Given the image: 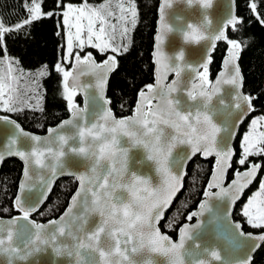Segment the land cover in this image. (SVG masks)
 Returning a JSON list of instances; mask_svg holds the SVG:
<instances>
[{
  "label": "snow or ice",
  "instance_id": "1",
  "mask_svg": "<svg viewBox=\"0 0 264 264\" xmlns=\"http://www.w3.org/2000/svg\"><path fill=\"white\" fill-rule=\"evenodd\" d=\"M194 2L187 0L188 4ZM212 2L202 0L203 8H211ZM110 3L111 0H105V3L92 6L84 0L77 6L71 0H55V8L42 13L40 4L31 0L24 5L27 18L10 26L0 20L2 45L6 34L19 32L43 16L62 17L68 56H73L74 47L79 49L74 56L73 71L66 70L61 62L54 65V71L62 75V95L72 119L63 121L57 128H49L48 135L41 137L24 131L15 120L0 116V123L11 129L4 144H0V149L7 147L6 152H0V162L8 155L16 156L24 163L23 179L14 201L22 215L6 222L0 220V264H40V254L49 251L54 254L53 264L55 257H64L66 264H251L250 253L264 243V234L246 233L242 223L234 222L231 217L234 205L261 171V163L249 161V157L264 156V132L256 130L257 125L264 122V116L253 119L250 131L242 137L237 163L248 167L243 171L236 169L234 178L227 187L224 185V178L232 166V144L238 125L254 111L253 100L256 99L240 90L243 78L236 62L241 43L230 39L223 30L229 25L235 28L242 21L232 15L213 33H207L211 20L199 26L186 25L185 42L199 44L210 40L213 48L217 41H227L229 45L225 70L211 83L210 61L192 66L185 60L183 51L170 57L161 49L164 35L171 31L165 11L171 3L164 0L159 17L162 32L155 37L160 42L154 53L155 86L149 84L146 92L139 91L133 115L116 119L106 107L110 101L104 96L108 75L117 66L116 58L109 55L103 64H97L91 52L83 58L80 55L86 47L97 49L101 54L109 49L113 53L120 52V46L110 42L114 39L113 34L107 31L116 27L109 24V18L114 15ZM129 4L128 8L123 2L116 5L120 11L117 19L126 21L124 14L130 13L134 28L136 8L131 0ZM250 8L252 13H257V3H251ZM256 18L260 19V16ZM83 20L87 21L86 37L82 35L85 31ZM57 22L59 24V20ZM260 22L264 24V20ZM97 23L100 25L98 30ZM127 31L122 28L121 34ZM60 34L58 31L57 35ZM123 51L127 52L128 47ZM169 73H174L175 79L166 83ZM185 73L187 75H182ZM35 75L38 88L39 78L48 75L47 66ZM84 75L94 77L95 82L83 83L81 77ZM224 85L231 86L232 100L227 103L221 98L218 101L220 107H217L214 97L222 93ZM89 90H94L105 105L94 112L91 119L87 115ZM78 91L85 93L83 109L73 102ZM30 99L32 97L21 100L14 80L0 74V111L17 112L24 106L42 110L38 91L35 105L28 102ZM221 112L234 121L219 123L214 117ZM122 138L127 139L128 147L121 145ZM133 145L143 148L147 160L153 162L159 177L155 186L150 178L129 173L126 149ZM198 153L205 158L215 156V169L202 193L204 199L197 210L187 215V222L178 229V239L173 241L168 235L161 234L157 225L182 187L187 160ZM69 154L82 158L88 168L74 174L79 187L64 213L58 219L38 223L30 217L47 199L54 180L68 173L65 157ZM34 191L37 193L34 198L26 195ZM213 200L219 202L215 206V219L222 222L224 232L240 249L247 250L245 256L236 261L225 259L223 253L228 249L221 247L219 237L216 241L206 238L202 217L205 211L213 212ZM240 215L251 228L264 229V178H261L258 190L242 206ZM194 217L197 222L191 224ZM167 226L171 228V222Z\"/></svg>",
  "mask_w": 264,
  "mask_h": 264
},
{
  "label": "trees",
  "instance_id": "2",
  "mask_svg": "<svg viewBox=\"0 0 264 264\" xmlns=\"http://www.w3.org/2000/svg\"><path fill=\"white\" fill-rule=\"evenodd\" d=\"M79 1L71 0L74 3ZM253 2L257 3V13L251 11L250 4ZM26 3H31V0H0V20L5 26L15 25L18 21L27 18V11L24 7ZM131 3L136 8L137 22L130 30L127 52L99 54L88 47L80 52L81 56L91 52L97 62L102 61L108 54L116 58L117 66L109 77L106 91V98L110 101L109 108L116 118L130 115L137 93L153 81L151 49L159 0H131ZM39 4L42 13L55 8V0H39ZM235 4L237 17L242 23L237 24L235 28L227 27L226 35L241 43L242 52L239 65L244 78L243 91L249 96H255L256 99L253 100L254 111L241 127L235 142L236 155L228 173L227 182L231 181L236 169L243 170L248 167L247 164L240 166L237 163L241 153L240 141L251 118L264 116V24L260 22L264 20V0H235ZM257 15L260 19L256 18ZM58 31L60 35H57ZM63 39L61 17L43 16L41 20L25 26L19 32L13 31L6 34L4 43L0 45V59L7 58L13 68L20 73L35 74L47 66L48 75L39 78L37 88L42 110L26 106L17 112L0 111L1 115L14 119L24 130L37 135L44 134L48 128L69 115L67 101L62 95V75L54 71V65L58 62L64 64L66 70L70 67L72 58L69 62L62 60ZM227 45V41H220L212 52L209 67L211 81L221 69ZM77 52L79 50H74L73 56ZM73 102L80 106L78 96L74 97ZM249 161L261 162L262 172L259 180L236 206L233 219L242 223L245 232L264 234V229L251 228L240 215L243 203L258 188L264 174V156H252L249 157ZM213 165L214 159L202 160L200 156H196L189 163L183 189L159 224L161 231L172 239H176L179 227L187 222V215L196 210L203 200L202 193L207 186ZM20 174L21 164L15 159L5 160L0 167V217L2 218L17 215L12 201ZM75 187L76 183L73 179L57 180L45 203L31 219L38 223L56 219L65 209ZM169 222L172 224L171 228L167 226ZM252 264H264V243L254 255Z\"/></svg>",
  "mask_w": 264,
  "mask_h": 264
},
{
  "label": "water",
  "instance_id": "3",
  "mask_svg": "<svg viewBox=\"0 0 264 264\" xmlns=\"http://www.w3.org/2000/svg\"><path fill=\"white\" fill-rule=\"evenodd\" d=\"M169 2L171 3V7L165 9L166 18L169 21V24L173 28L186 27V25L189 24V23L197 24L199 26V25H202V24H207V21L211 20L212 23L210 25H208L207 33H213L214 31L218 30L221 27V24L223 23V20L226 21L232 15L237 17L235 0H213L212 7L209 8V9H204L203 8L202 0H195V2L192 3V4H188L187 0H169ZM162 4H164V0H159L158 12H156L155 30H154V34H153V38H152L151 63H152L153 81H152L151 84L154 85V86H155V82H156V68H157V65L155 64L154 53L156 51L157 45L160 43V42L155 40V37L157 35H160L161 32H162L161 22H160V19H159V17H160V7H161ZM177 17L182 18V24H178L177 23ZM205 17L207 19H205ZM237 19H238V17H237ZM228 27H232V26L229 25ZM223 30L225 31V34H226L227 27L224 28ZM219 42L220 41L216 42V46H217V44ZM216 46L213 48L212 47V43H211L210 40L201 41L199 44H197L195 42H185L176 31H173L171 34L166 33L164 35V43L162 45H160L161 49L164 50L165 54L170 56V57H175L176 54H178L179 52L183 51L184 54H185V60L187 61L188 64H190L192 66H195L198 62L210 61L209 67H210V64H211V55H212L213 50L216 48ZM228 48H229V45H227L225 57L223 58V60L221 62L220 71L217 73V75L215 76V78L212 81L209 79V81L211 83H214L216 78L218 77V75L225 70V68H224V60L227 58V50H228ZM241 52H242V47H241ZM241 52H240L239 59L236 62L237 65L239 66V68H240L239 62H240V58H241ZM85 54H87V53H85ZM84 55H82L81 57L83 58ZM109 55H112V54H108L100 62H97L95 60L94 56H93V59L96 61L97 64H103L104 61L107 59V57ZM74 56L71 59L70 67H69L68 71H73V65L75 64ZM113 71H114V69L109 73L108 79H107V83H108L109 77L113 73ZM201 71H202V69H201ZM240 72H241V68H240ZM182 75H187V73L182 74ZM241 76L243 78L242 72H241ZM173 79H175L174 73H169L168 76H167V80L165 82L166 83H170ZM81 81L83 83H85V84L94 83L95 82L94 81V77L89 76V75L82 76L81 77ZM107 83H106V87H105V90H104L105 99H107L106 98ZM243 84H244V78L242 79V85H241V89L240 90H241L242 94L247 95L243 91ZM144 91L145 92L147 91L146 87L144 88ZM232 92H233V90L231 89V86L224 85L222 93L219 96L214 97V104L217 107H220L218 101L221 98H223L227 103H230L231 100H232ZM138 93L136 95L134 107H133V110H132L131 114L126 116V117H123V118H127V117L133 115L137 100L139 98L138 97ZM76 96H78L80 98V106H78L76 104L77 107L80 108V109L85 108V106H86L85 105V93L83 91H78ZM180 98L185 103H187V101H186V99H185V97L183 95H181ZM155 102L156 101H153V103H155ZM87 107L89 109V111L87 113L89 119L92 118V114L94 112H96L100 108L105 107L103 102L98 99L97 93L94 90H89V92L87 94ZM106 107L109 108V104ZM68 111H69V109H68ZM252 113H253V111L249 112L245 116L243 121L238 125L237 134L235 135L234 140H233V144H232L233 152H234V155H233V158H232V164H233V161H234V158H235V155H236V151H235V147L234 146H235V142H236V140H237V138L239 136L240 129L244 125V123L248 120V118L252 115ZM0 116H5V115H1L0 114ZM123 118H116V119H123ZM10 119H12V118H10ZM70 119H72V113L69 111V115H68L67 118L63 119L62 121H60L59 123H57L56 125H54V126H52L50 128H57V127H59V125L63 121L70 120ZM214 119H217V121L219 123H221V124H225V123H229V122H233L234 121V118L228 117L223 112L219 113L217 115V117H214ZM48 129L45 131L44 134H41V135H38V136H41V137L47 136L48 135ZM66 130L70 131V129H66ZM10 131H11V129L9 127L4 126L2 123H0V144H4L5 137H7L10 134ZM24 131H26V130H24ZM26 132H28V131H26ZM29 133L33 134V135H37V134L31 133V132H29ZM121 145L123 147H128V143H127V139L126 138H122ZM6 151H7L6 145L2 149H0V152H6ZM179 151H182V150H178V152ZM146 155H147V153L141 147L130 148V152H129V157H130L129 173L130 174L135 173V174L140 175L142 177L150 178L152 183H153V186H155L159 182V177L156 175L155 166H154L153 162L147 160ZM196 156H200V158L202 160L214 159L213 169H212V172H211V175L209 177L208 182L210 181L212 173H213V171L215 169V156H209V157L205 158V157L202 156V154H199V153L194 155V156H192L191 159L187 160V162L185 164V167L183 169L184 176H183V181H182V187L176 193V195L173 198L170 206L164 211V216L170 210V208L172 207L175 199L181 193V191L183 189V186H184V179H185V176H186L187 167H188L189 163ZM8 159H15L18 162H20V164H21V174H20V177H19V180H18L17 190H16L15 196H14L13 201H12L13 208L17 212V215H15V216H20L22 214L15 208L14 201H15V197L19 194L18 187H19L20 182L23 179L24 163L16 156L5 155L3 160H2V162H0V167H1L2 163L5 160H8ZM65 161H66V166L68 168V173H72V174L65 173V174L59 175L54 180V182L52 184V188H53V186H54V184H55V182L57 180L62 179V178H70V179H73L75 181V183H76L75 190L72 193V195H74V193L77 191V189L79 187V181L75 179V175L74 174L78 173V172L85 171L88 168V164L82 158L76 157L75 155H72V154H69L67 157H65ZM259 163H261V162H259ZM231 168H232V166L228 169V172H227V174H226V176L224 178L225 187H227L228 184L231 182V181L227 182V176H228V173L231 170ZM243 170H245V169H243ZM243 170H241V171H243ZM261 172H262V163H261V171L258 173L257 179L255 181H253V183L247 189L244 190L242 196L240 197V199L234 205L233 212H232V217H231V219L233 221H234L233 214H234L236 206L242 201V199L244 198L245 194L259 180ZM233 178H234V174H233L232 179ZM52 188H51V190H52ZM212 191H216V189H212ZM50 193H51V191L49 192V194ZM49 194H48V196H49ZM26 195H28L29 198H34L37 195V193L34 191V192L28 193ZM72 195L70 196L65 209L63 210V212L60 215H62L64 213V211L66 210V208L68 207ZM203 199H204V197H203ZM45 201L46 200H44L43 204L45 203ZM218 203H219L218 201L213 200L212 201L213 212L210 213L208 211H205L204 216L202 217V219L205 222L204 223V230L207 233L206 238L210 239V240H213V241H216L217 237H219V242L221 244V247H225V248L228 249V251L223 253L225 259H228V260H231V261H236V260L244 257L247 250L240 249L237 246V244L232 241L231 236H229L227 233L224 232L223 226H222V222L219 221L218 219H215V217L217 215L215 206ZM42 205H40L38 210L36 212H34L32 214V216L39 211V209L41 208ZM197 209H198V207H197ZM15 216H13V217H15ZM59 216L56 219H58ZM164 216H163V219H164ZM11 218L12 217H10V218H2V217H0V220H3V221L6 222L7 220H9ZM163 219L160 220L159 224L161 223V221H163ZM193 219H194V222H192L191 224H195L197 222V218L194 217ZM47 222H45V223H47ZM234 222H236V221H234ZM159 224L157 225L158 227H159ZM242 227H243V225H242ZM246 233H248V232H246ZM161 234H165V233H163L161 231ZM254 235H258V234H254ZM177 239H178V232H177L176 239H173V241H176ZM262 244L260 245V247L262 246ZM260 247L256 248L254 251H251V253H250V255H251V264L253 262L254 255L260 249ZM53 259H54V254L51 253L50 251L48 253L40 254V264H53ZM55 260H56L55 264H66V261H65L64 257H55ZM18 264H22V262H18ZM213 264H220V262H213Z\"/></svg>",
  "mask_w": 264,
  "mask_h": 264
},
{
  "label": "rangeland",
  "instance_id": "4",
  "mask_svg": "<svg viewBox=\"0 0 264 264\" xmlns=\"http://www.w3.org/2000/svg\"><path fill=\"white\" fill-rule=\"evenodd\" d=\"M36 2L39 3V0H36ZM83 2H84V0H80L77 3H74V2H72V3L74 5L79 6ZM121 2H123L125 8L130 7L128 0H111L110 7L112 8L114 15L109 18V24L115 25L116 27L114 30L112 28H108L107 31L111 32L114 36V39L110 42L113 44H118L120 46V52H123V48L126 47L128 44L132 24H131V14L127 13V12L124 14L127 17V20L126 21H118L117 17L120 15V11H119V8L116 7V5L118 3H121ZM87 3L92 5V6H98L102 3H105V0H89V1L87 0ZM61 23H62V17H61ZM81 23L83 25H85V31L82 33V35L86 37V35H87V33H86L87 21L83 20V21H81ZM99 26L100 25L97 23L96 24L97 30H98ZM122 28H127L128 31L121 34ZM62 30H63V38H64L63 39L64 40V42H63V60L65 62H69V60L72 58V56L69 57L67 54V37H66V33L64 32L63 23H62ZM74 31H75V29H73V32ZM76 49L79 50L78 48L74 47L73 51ZM94 50H96L99 54H101L97 49H94ZM106 52L107 53L108 52L113 53L111 51V49H109ZM115 54H118V53H115ZM0 74H3L8 79L14 80V87H15L17 94L21 100H25V99H28V97H32V99L28 100V102L35 105V103H36L35 95L38 91L37 85L35 83V81L37 79V77L35 75L36 73L35 74L20 73L18 70L13 68V66L11 65V63L8 59L2 58V59H0ZM38 93H39V91H38ZM39 98H40V95H39ZM24 107H26V106H24ZM253 119L259 120L260 117L251 118V120L249 121V123L247 125V129L243 135L247 134L250 131L251 121ZM256 130H257V132H263V122H261L260 124L257 125ZM241 143H242V138L240 141V147H241ZM261 178H264V174L262 175ZM258 188H259V185H258ZM258 188L252 192V194L245 200L243 205L258 190Z\"/></svg>",
  "mask_w": 264,
  "mask_h": 264
},
{
  "label": "clouds",
  "instance_id": "5",
  "mask_svg": "<svg viewBox=\"0 0 264 264\" xmlns=\"http://www.w3.org/2000/svg\"><path fill=\"white\" fill-rule=\"evenodd\" d=\"M177 23L178 24H182V18L177 17ZM169 28L171 29V31L169 32V34H171L173 31H176L181 36V38L183 40H184V36H185L186 32L188 31V29L186 27L173 28L170 24H169ZM136 147H138V146L133 145V148H136ZM126 151L129 153L130 152V149H126ZM128 162L130 163V157H129Z\"/></svg>",
  "mask_w": 264,
  "mask_h": 264
}]
</instances>
